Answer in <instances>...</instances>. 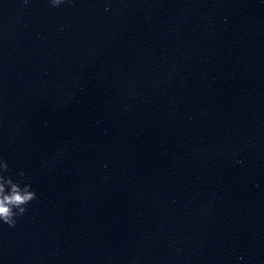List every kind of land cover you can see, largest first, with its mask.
I'll return each instance as SVG.
<instances>
[{
    "label": "clouds",
    "instance_id": "1",
    "mask_svg": "<svg viewBox=\"0 0 264 264\" xmlns=\"http://www.w3.org/2000/svg\"><path fill=\"white\" fill-rule=\"evenodd\" d=\"M53 7H59L71 0H50ZM0 170L8 171V164L0 160ZM24 174L21 173V176ZM36 199L35 191L31 190V185L14 182L8 176L0 174V222L14 228L18 218L22 217L27 211V205Z\"/></svg>",
    "mask_w": 264,
    "mask_h": 264
}]
</instances>
